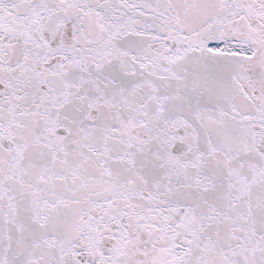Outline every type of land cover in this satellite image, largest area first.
Returning <instances> with one entry per match:
<instances>
[{
  "label": "snow or ice",
  "instance_id": "snow-or-ice-1",
  "mask_svg": "<svg viewBox=\"0 0 264 264\" xmlns=\"http://www.w3.org/2000/svg\"><path fill=\"white\" fill-rule=\"evenodd\" d=\"M0 264H264V0H0Z\"/></svg>",
  "mask_w": 264,
  "mask_h": 264
}]
</instances>
